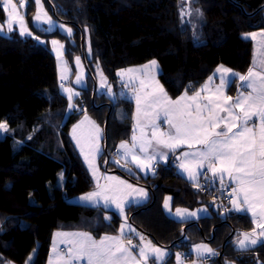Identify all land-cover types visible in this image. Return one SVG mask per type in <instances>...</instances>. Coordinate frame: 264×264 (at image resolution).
<instances>
[{
	"label": "trees",
	"instance_id": "16d2710c",
	"mask_svg": "<svg viewBox=\"0 0 264 264\" xmlns=\"http://www.w3.org/2000/svg\"><path fill=\"white\" fill-rule=\"evenodd\" d=\"M43 1L49 13L72 27V43L64 48V57L68 66L73 57H81L86 86L78 89L79 96L73 98L76 108L69 111L48 45L15 31L0 35V123L8 126L0 137V264H26L30 256L32 264H47L54 232H83L95 239L117 234L122 220L114 212L68 201L95 188L71 141L73 123L87 115L105 129L106 152L101 160L105 162L108 156L107 169L113 168L120 143L129 141L133 100L120 91L118 71L155 60L160 68L158 81L174 100L197 91L217 67L246 74L252 66L253 46L244 36L264 30V0ZM186 5L189 13L182 16ZM34 7V1L28 0V23ZM3 20L0 7V23ZM29 27L44 39L63 38L57 32ZM86 37L90 59L85 55ZM93 63H98L115 99L97 91L92 99ZM235 81L229 94L235 91ZM176 154L148 178L133 180L118 170L150 193L147 203L125 209L129 224L171 251L163 264H174L176 251L190 259L191 248L200 243L218 253L213 264H256L257 260L264 264L262 246L239 250L236 245L240 232L252 231V221L228 211V197L216 186L217 181L203 179L198 183L201 187L188 183L177 172ZM164 198H171L172 210L203 207L209 216L177 222L164 213ZM190 223L194 224L181 238ZM127 238L133 245L141 244L138 237Z\"/></svg>",
	"mask_w": 264,
	"mask_h": 264
},
{
	"label": "snow or ice",
	"instance_id": "6c2138e0",
	"mask_svg": "<svg viewBox=\"0 0 264 264\" xmlns=\"http://www.w3.org/2000/svg\"><path fill=\"white\" fill-rule=\"evenodd\" d=\"M37 5V13L34 17V23L43 21L49 27L46 31H51L53 27L64 29L65 26L56 25L55 22L43 10L41 0H35ZM24 2L21 0L19 7L23 8ZM0 7L7 13V29L9 32L13 30L14 23L19 26V34L21 36H32L26 26L24 17L19 15L18 5L13 0H0ZM2 30V26H0ZM68 35H71V29H66ZM253 40L257 39L256 33L249 34ZM261 39L258 43L264 46V33L260 34ZM39 40V37H34ZM54 50L57 52L58 60L63 57L64 45L57 40L51 41ZM58 46V47H57ZM90 51V50H89ZM77 65H80V57H76ZM253 67L248 69L247 75L233 73L231 69L220 66L216 69V73L220 74V85L212 94L203 96L202 93L209 92V84L213 81L214 76H210L208 81L193 95L189 96L187 92L176 100H171L164 92L162 86L155 81V76L151 77V81L155 83V87L140 79V89H134V98L137 105V115L134 117L137 123L133 126L134 130L139 128L140 136L134 134L132 143L121 142L117 149L116 163H120V159L125 161L124 167L127 168L128 163H132L142 172L155 173V166L160 161H167L169 152L174 153L176 148L181 145H187L192 151L184 152L176 159L180 161L178 170L181 174L186 173L187 178L194 182L196 187L200 176L207 177V173H211V180L214 183L219 179L221 189L226 187L225 176L229 178L236 186L232 187L228 199L232 204V210L236 212H251L252 221L256 228L252 233H243L242 239L238 240V248L241 250L255 246L258 240L251 238L257 235L256 229H260L258 235L264 237V60H261V69L256 70V61H253ZM157 68V62L151 61L149 65L143 66L142 69H125L117 73L124 81L125 75H128L127 81H124L126 87L130 86L139 76L132 74L141 73L147 75L145 70H154ZM215 75V74H214ZM237 77L242 83L243 89H250L245 95L244 92L238 93L234 99L226 96L224 90L234 81L231 77ZM100 88L105 89V94L110 99H115L112 88L107 84L103 73H100ZM61 81L65 79L63 73L60 77ZM77 84L83 83L82 76L76 78ZM146 87H152L151 91H144ZM60 88L63 93L67 94L69 101V111L76 108L73 98L79 96V92H74L71 88H67L61 83ZM143 106V107H142ZM157 108L165 116L167 123L173 130L170 133L159 132L155 118L149 120L153 129L151 139L146 137L143 127L140 125L141 117L149 116L148 109ZM236 110H239L238 112ZM225 113L226 116L221 115ZM159 115V113H157ZM253 116L260 118V135L256 137L253 129L247 127V122ZM89 122L95 129L93 139H99L100 130L95 126L94 122L89 121L87 115L81 124ZM77 125L76 127H79ZM76 127L73 129V139L77 140V145L81 148V153L85 155V160L89 168L96 176L97 169L95 167V155L100 151L98 144L90 149V153H85L84 147L77 139ZM235 130V131H234ZM6 123H0V132H7ZM153 141L155 145L153 146ZM196 146H200L197 148ZM138 149V151H137ZM167 149L168 151H162ZM130 171V169H129ZM109 181H115V184H106L104 186L97 184V191L89 192L78 198L84 204L91 206L98 205L101 199L104 207L110 208L114 205L119 215H124L125 207L131 204H141L143 201L139 199H128L132 193H136L141 197H146L147 193L142 188H134L126 181L119 180L116 177H106ZM126 190H131L127 191ZM171 198H166L164 208L169 210ZM246 206V207H245ZM227 211V209H226ZM175 216L180 222H187L189 217H196L197 212H188L187 209L177 208ZM106 220L110 217H105ZM127 218L125 217V221ZM134 232L130 225L121 224L119 236H105L101 240H94L87 233H56L57 237H72V239L61 240V243L69 244L67 252L62 256L57 251V243L53 241L54 258L50 256L49 264H73L76 260L86 259L87 264H148L150 259L153 264H163L167 252L161 248L155 247L148 241L143 243L144 237H140L141 244L133 245L132 239L127 238V244L124 243L126 238L125 230ZM139 235V234H137ZM139 248L138 256L133 255V249ZM195 251L198 258L203 257L205 253L210 255H218L207 245H196ZM177 264H183V255L176 254ZM26 264H32L30 256Z\"/></svg>",
	"mask_w": 264,
	"mask_h": 264
},
{
	"label": "crops",
	"instance_id": "0c3cea01",
	"mask_svg": "<svg viewBox=\"0 0 264 264\" xmlns=\"http://www.w3.org/2000/svg\"><path fill=\"white\" fill-rule=\"evenodd\" d=\"M252 33H256L257 34V39L256 40H253L252 38H251V36L249 35V34H251V33H249V34H246L245 36H244V38L246 39V40H248V41H250L251 43H252V46H253V57H252V66L251 67H253L254 65H253V61L255 60L256 61V65H255V68H256V70H260L261 69V60H264V46H261L259 43H258V41L261 39V37H260V34L261 33H264V32H262V31H258V32H252ZM150 63H148V64H146V65H149ZM143 66H145V65H143ZM143 66H139V67H131V68H127V69H142L143 68ZM218 68V67H217ZM216 68V69H217ZM225 68V67H224ZM216 69H215V71L213 72V74L211 75V76H214V79H213V81L209 84V89H210V91L209 92H205V93H202V98H203V96H206V95H209V94H212V93H214L215 91H216V88L220 85V74L219 73H216ZM123 70H125V69H123ZM121 71V70H120ZM120 71H118V72H120ZM117 72V73H118ZM145 72L147 73V75H142L141 73H135V74H132V75H135V76H139V79H136V80H134V82L130 85V86H128V87H126L125 86V84H124V81H127V79H128V75H125V77H124V81H122V79H121V77L120 76H118L117 75V77H118V80H119V83H120V91L121 92H123L124 94L125 93H127L130 97H131V99L133 100V116H132V122H131V133H130V138H129V141H128V143H129V146H131V143H132V136H133V134H134V131H135V135L137 136V137H139L140 136V130H139V128H137V129H135L134 130V125L137 123V121H136V119H134V117H136V115H137V105H136V100H135V98H134V89H136V90H139L140 89V79H144V80H146V82H148L149 84H151L152 85V87H155V83L153 82V81H151V77L154 75L155 76V81H157L158 83H159V81H158V75L160 74V68H159V66H158V64H157V68L156 69H154V70H145ZM234 73V72H233ZM248 73V72H247ZM247 73L246 74H244V75H247ZM215 74V75H214ZM235 78H237V77H235V76H233V77H231V79L234 81L235 80ZM208 81V80H207ZM206 81V82H207ZM205 82V83H206ZM204 83V84H205ZM241 81L237 78V81H235V83H234V87H235V91L233 92V93H228V89H229V87L233 84V83H231L228 87H226L225 88V90H224V94L226 95V96H231V97H233L234 99L237 97V95H238V93H240V92H244V94L246 95L247 94V92L248 91H251L250 89H243V88H241L240 87V85H241ZM203 84V85H204ZM159 85H160V83H159ZM202 85V86H203ZM161 86V85H160ZM201 86V87H202ZM152 87H146L145 89H144V91H151L152 90ZM200 87V88H201ZM199 88V89H200ZM198 89V90H199ZM165 92V91H164ZM122 93V94H123ZM191 95H193V94H191ZM191 95H189V96H191ZM182 96V95H181ZM179 98V97H178ZM177 99V98H176ZM176 99H174V100H176ZM171 100H173V99H171ZM143 107V106H142ZM148 112H149V116L147 117V118H145V117H141V121H140V125H141V127H143V130H144V133L146 134V137L148 138V139H151V137H152V131H153V129H152V127H151V125H150V123H149V120L150 119H152V118H155V123L158 125V128H159V132H163V133H170V132H172L173 130L170 128V125L167 123V120H166V118H165V116L163 115V113L162 112H160V110L159 109H157V108H152V109H148L147 110ZM237 112L239 111V110H236ZM157 113H159V115H157ZM221 115H224V116H226V114L225 113H221ZM260 124H261V121H260V118L258 117V116H253L252 117V119L251 120H249L248 122H247V127L248 128H251V129H253V132L255 133V135H256V137L257 138H259V135H260ZM235 131V130H234ZM153 146L154 147H157L156 145H155V141H153ZM104 147V143H102V148ZM197 148H199L200 146H196ZM162 151H165V152H167L168 150L167 149H161ZM192 150H194V149H189L188 148V146L185 144V145H181L180 147H178V148H176V150H175V152L174 153H171V152H169V154H168V158H167V161L169 160V158L173 155V154H175V153H177L176 154V157L177 156H181V154L182 153H184V152H188V151H192ZM137 151H138V149H137ZM103 152H104V148H103V151H102V153H101V155L99 156V159H97V161H95V167H97V170H98V177L100 178L101 177V180L103 181V182H105L106 183V177H112V176H116L117 178H119V180H123V181H126L127 182V184H131L134 188H142V189H144V191L147 193V196L146 197H141V196H139L138 194H136V193H134L133 195H131V196H129L128 197V199H139V200H142L143 202L141 203V204H139V205H137V204H131V205H128V206H126L125 207V209L127 208V207H129V206H140V205H143V204H145V203H147L148 201H149V199H150V193L148 192V190H146L144 187H142V186H140V185H138V184H134V183H132L131 181H129V180H127V179H125V178H123L121 175H119V174H115L114 173V171H115V164H116V160L118 159V157H116V158H114L113 160H112V165H113V168H111V169H108V173L106 172V177H103L102 176V174H100L101 173V170H102V168H101V166H102V164H101V162H102V160H101V157H102V155H103ZM80 155V154H79ZM81 157V156H80ZM81 159H82V157H81ZM83 161V160H82ZM167 161H160L159 163H157L156 164V166H155V170H156V168H157V166L159 165V164H165ZM120 163H121V165L123 166L124 165V163H125V161L123 160V159H120ZM180 163V161L179 160H177L176 159V163H175V165H176V169H177V172L188 182V183H190V184H192V185H194L195 186V184H194V182H192V181H190L188 178H187V174L186 173H183V174H181V172L178 170V164ZM103 167V166H102ZM124 167V166H123ZM127 167H129L135 174H136V176L137 177H142V178H148V177H151V176H153L154 174L152 173V172H142V171H140L138 168H136V166L134 165V164H132V163H128V165H127ZM211 173L209 172V173H207V177H205V176H200L199 178H198V183L201 181V180H207V181H212L211 180ZM91 177V176H90ZM92 179V178H91ZM92 181H93V183H94V185H95V182H94V180L92 179ZM216 186L217 187H219V188H221V186H220V181H219V179H216ZM224 183H225V185H226V187H224L223 188V190L225 191V195H226V197H228L229 196V193L231 192V189H232V187H235L236 185L231 181V180H229V178L227 177V176H225V180H224ZM106 185V184H105ZM96 187V186H95ZM94 190H95V188H94ZM93 190V191H94ZM165 199L166 198H164V200H163V204H162V207H163V211H164V213L168 216V217H170L171 219H173V220H175V221H177V222H180L177 218H176V216H175V211H176V209H171V213H169V210L168 209H165L164 208V201H165ZM76 204H78V205H81V206H85V207H90V208H100V209H103V210H108V211H114L115 210V207H114V205L113 206H111L110 208H105L104 207V202H103V200L101 199V201H100V203L98 204V205H95V206H91V205H88V204H84V203H82V202H77ZM169 204H170V208H171V202L169 201ZM228 211H230V212H234V213H237V214H244V215H246L251 221H252V214H251V212H245V211H242V212H236V211H234V210H232V204L230 203V201H229V199H228ZM246 207V206H245ZM181 209V208H180ZM188 212H197V216L196 217H189L188 219H187V222H194V221H197L198 219H200V218H203V217H207V216H209V212H208V210L206 209V208H203V207H201V208H198V209H195V210H188ZM124 223H126L127 225H130L129 224V222L126 220V222H123L122 221V223L121 224H124ZM252 225H253V228H252V230L254 229V228H256V225L253 223V221H252ZM131 226V225H130ZM121 227V226H120ZM131 228L132 229H134L132 226H131ZM135 230V229H134ZM259 231H260V229H256V232H257V235H254V236H252L251 238H255V239H257L258 240V243L255 245V246H252V247H250V248H247V249H244V250H252V249H255V248H257V247H263L264 248V237H260L259 235H258V233H259ZM56 233H83V232H54L53 233V235H52V239H51V245H50V255H49V258H50V256H52L53 258H54V253H53V251H52V249H53V241H54V239L56 240V243H57V251L58 252H60V254L63 256L66 252H67V249H68V247H70V245L69 244H66V243H61L60 241L63 239V240H66V239H72V237H67V238H65V237H57L56 236ZM243 233H252V231H250V232H240L239 234H238V236H237V243H236V245H237V248H238V240L239 239H242L243 238V236H242V234ZM119 234H120V228H119V230H118V232H117V234H115V235H106V236H119ZM137 234H139V232H137L136 230L134 231V232H128L127 231V229L125 230V236H126V238L127 237H134V238H140L141 237V235L139 234V235H137ZM103 237H105V236H103ZM103 237H101V238H99V239H95V238H93L94 240H96V241H99V240H101ZM144 237V236H143ZM125 238V239H126ZM146 238L144 237V241H146L145 240ZM143 241V242H144ZM201 244H203V245H207V247L208 248H210L209 246H208V244H206V243H200V244H197V245H201ZM153 245H155V244H153ZM156 246V245H155ZM239 249V248H238ZM166 250H168V249H166ZM239 250H241V249H239ZM138 253H139V250H135V252L133 253V255L134 256H138ZM206 254V255H205ZM204 254V256L203 257H199L198 258V256H197V253H196V251L194 250V254L192 255H190V259H184L183 258V264H209V262H211V261H209V262H206L205 260L206 259H210L211 257H210V255L209 254H207V253H205ZM197 256V259H199V261H197V262H195L194 261V256ZM49 258H48V260H47V264H49ZM151 261H153L152 259H150L149 261H148V264H151ZM188 262V263H187ZM73 264H87V261H86V259H84V260H76V261H74L73 262Z\"/></svg>",
	"mask_w": 264,
	"mask_h": 264
},
{
	"label": "rangeland",
	"instance_id": "374dc122",
	"mask_svg": "<svg viewBox=\"0 0 264 264\" xmlns=\"http://www.w3.org/2000/svg\"><path fill=\"white\" fill-rule=\"evenodd\" d=\"M34 3H35V0H33ZM14 3H16L18 5V12H19V15L23 16L24 17V20H25V23H26V26L28 28V30L31 32V29L29 27V25H31V27L33 28H38V29H41L43 30L45 33H48V34H53V33H59L60 35L63 36V38H55V37H49L47 39H44L42 37H39V40L35 39L34 37H37L36 35L32 34V36H28V35H24V36H21L19 34V26L18 24L14 23L13 25V30L11 32H17L21 37H33L35 40H37L39 43H42V44H47L48 45V48L50 49L51 51V54L54 56V59H55V63H56V71H57V79L59 81V83H63L65 87L67 88H71L74 92H78V89H82L86 86V71H85V67L83 65V62L81 60V57L80 56H75L73 57L72 59V62H71V65L68 66L67 62H66V59L64 57V48L68 47V44L72 43V34H73V29L72 27L67 24V23H63V22H60L59 20H57L51 13H49L46 8L44 7L43 3L44 1L41 0V4L43 6V10L45 12H47V15L49 17H51V19L55 22L56 25H64L65 28L64 29H61L59 27H53L51 31H46V29H48V25L43 23V21H38V22H35L34 23V17L37 13V5L35 3V7H34V14L30 17V21L28 23L25 15H26V6L28 4V0H23L24 2V7L23 8H20L19 5H20V2L21 0H13ZM189 10H190V7L189 5H186L183 9H181V14L182 16L184 15H187L189 13ZM0 26H2V30H0V35H8L9 32L8 29H7V13L4 12V20L2 23H0ZM66 29H71V35L69 36ZM262 32H264V30H260ZM258 32V31H256ZM52 40H57L60 42V44L64 45V48L62 49L63 51V57L61 59L58 60L57 58V52L54 50V46L52 45L51 41ZM58 47V46H57ZM90 40L86 37L85 39V55L88 59H90L91 55H90ZM76 57H80V65H77L76 63ZM92 69H93V75H94V78H95V82H96V91L98 94H104L105 96H107L109 98L108 95L105 94V89H101L100 88V81H101V77H100V73H101V70H100V67L98 65V63H93L92 64ZM63 73L65 79L63 81H61L60 77H61V74ZM80 75L82 76L83 78V83L82 84H77L76 83V78L77 76ZM104 76V75H103ZM105 77V76H104ZM106 78V77H105ZM106 82L107 84L109 85L108 83V80L106 78ZM62 92V90H61ZM63 93V92H62ZM67 96L66 93H63ZM84 117L85 115L81 116L75 123H73L71 126H70V129H69V135H70V138H71V141L73 142V145L75 146L77 152L80 154V156L82 157V160H83V163L86 167V169L88 170L91 178L94 180L95 182V190L94 191H97V184L99 183V185L101 186H104L105 184H115V181H109L106 179V183L103 182L101 180V177L99 178L98 177V170L96 172V176L94 177L93 176V172L92 170L89 168L88 166V163L86 162L85 160V155L81 153V148L80 146L77 145V140L76 139H73V129L74 127H76L77 125H80L79 127H76V137L77 139L80 140V144L84 147V150H85V153H90V149L91 147H93L94 145L98 144L99 146V149L100 151L98 153H96L95 155V161H97V159H99V156L101 155L102 151H103V148H102V143H103V136H104V132H105V129L102 130L101 127L97 126L95 123V126H97L100 130V133H99V139L96 140V139H93L94 136H95V129L93 127V125L89 122H85L83 124H81V121H84ZM88 117V116H87ZM89 118V121L93 122L91 120L90 117ZM3 132H0V137L2 135ZM105 146V145H104ZM102 166V170H101V173L103 177H106V172L108 173V169H104L105 168V162L102 160L101 162ZM121 164V163H120ZM97 169V167H96ZM112 177H116V176H112ZM117 178V177H116ZM144 187V186H142ZM146 190H148L146 187H144ZM94 191H91V192H94ZM127 191H131V190H126ZM149 192V191H148ZM134 193H132L131 195H133ZM82 196V195H81ZM80 196H77V197H74V198H71L69 199V203L75 205L77 202H80L78 200ZM78 205V204H76ZM214 210H217L216 208H214ZM123 222H126L125 221V210H124V215L121 216L119 215L118 213V210H114L113 211ZM221 215L223 216V211H220ZM128 221V220H127ZM146 241H144L143 243H147L148 241H150L147 237H145ZM126 240V239H125ZM140 240V238H139ZM151 244L153 245L154 243L151 242ZM155 246V245H154ZM196 246V245H195ZM195 246H193L191 248V254L193 255L194 254V250H195ZM155 247H158V248H161L162 250L166 251L167 252V256L164 258L163 262L165 261V259L170 255L171 251L169 250H166L165 248H162V247H159V246H155ZM214 252H216L214 249H212ZM179 253V252H175V262L174 264H177V261H176V254ZM217 253V252H216ZM181 254V253H180ZM206 255V254H205ZM210 255V254H209ZM211 257V262H209V264H213L212 260L217 258V255L213 256V255H210ZM194 261L197 262L199 261V259H197V256L195 255L194 257ZM257 262L256 264H260L261 261L260 260H257L255 261ZM188 263V262H187ZM189 264V263H188ZM229 264H235V263H229Z\"/></svg>",
	"mask_w": 264,
	"mask_h": 264
},
{
	"label": "water",
	"instance_id": "95a60500",
	"mask_svg": "<svg viewBox=\"0 0 264 264\" xmlns=\"http://www.w3.org/2000/svg\"><path fill=\"white\" fill-rule=\"evenodd\" d=\"M95 91H96V83H95V80H93V91H92V99H93V96L95 95ZM108 106V108H109V111H108V113L110 112V106L111 105H107ZM100 107H102V106H98V107H96V108H100ZM107 119H108V116H107ZM104 152H106V145L104 146ZM108 161H109V158H108V156H106L105 157V170L107 169V163H108ZM129 167H127V168H124V172L126 173V174H128L129 175V177L130 178H132L133 180H135L136 178H137V176H136V174L130 169V171H129ZM114 173L115 174H118L119 173V171L118 170H116L115 169V171H114ZM194 223H190V224H188L186 227H184L183 228V235H182V237L181 238H184V232H185V229L186 228H188V227H191L192 225H193ZM171 246H173V245H171ZM220 255H221V253L219 254V256H218V259L220 258Z\"/></svg>",
	"mask_w": 264,
	"mask_h": 264
},
{
	"label": "built area",
	"instance_id": "2783aa9c",
	"mask_svg": "<svg viewBox=\"0 0 264 264\" xmlns=\"http://www.w3.org/2000/svg\"><path fill=\"white\" fill-rule=\"evenodd\" d=\"M117 151H115V155H116ZM125 167H123L120 163L119 164H115V169L119 170V171H123Z\"/></svg>",
	"mask_w": 264,
	"mask_h": 264
}]
</instances>
